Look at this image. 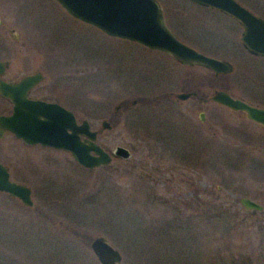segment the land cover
Returning a JSON list of instances; mask_svg holds the SVG:
<instances>
[{
	"label": "rangeland",
	"instance_id": "rangeland-1",
	"mask_svg": "<svg viewBox=\"0 0 264 264\" xmlns=\"http://www.w3.org/2000/svg\"><path fill=\"white\" fill-rule=\"evenodd\" d=\"M156 1L184 44L232 64L217 79L201 67L188 69L189 87L205 97L222 88L264 105V59L239 49L236 26L188 0ZM235 1L264 19V0ZM0 21V40L8 45L1 56L11 48L21 50L16 56L53 50L82 58L80 67L88 69H81L80 90L70 94L82 100L81 117L88 116L92 129H100L116 104L162 92L151 89L148 78L159 73L143 47L70 18L54 0H0ZM204 105L198 109L190 97L120 110L96 142L107 151L123 146L131 156L113 157L102 168L83 169L64 151L23 149L26 169L17 160L12 166L26 170L34 205L0 194V264H99L89 247L95 236L119 251V264H204L198 251L200 245L208 250L210 238L214 245L226 242L236 264L245 257L264 264L263 134L236 113ZM242 197L262 209L243 208Z\"/></svg>",
	"mask_w": 264,
	"mask_h": 264
},
{
	"label": "water",
	"instance_id": "water-1",
	"mask_svg": "<svg viewBox=\"0 0 264 264\" xmlns=\"http://www.w3.org/2000/svg\"><path fill=\"white\" fill-rule=\"evenodd\" d=\"M71 18L90 25L109 37L127 40L150 50L163 52L178 63L201 66L214 74H228L232 65L198 52L178 40L165 23L164 14L156 0H54ZM203 7L214 8L238 20L242 31L240 41L251 54L264 56V20L252 14L235 0H188ZM2 64L0 63V66ZM38 78L29 76L24 81L33 84ZM23 81V82H24ZM191 93L177 94L184 100ZM194 94V93H193ZM210 100L231 110H241L245 117L264 128V108L249 106L232 98L223 90H214ZM33 117L23 119L14 108L12 115L0 117V125L27 144H40L66 151L82 168L92 170L106 166L113 157L128 159L130 151L120 145L110 151L96 142V132L88 122L79 124L71 112L53 103L30 101ZM201 119V117H200ZM102 129H109L107 121H101ZM83 136V139L80 138ZM0 192L17 198L25 207L33 202L28 187L9 179L6 167L0 163ZM239 204L247 210L260 211L262 206L242 197ZM90 251L99 264H119L121 255L103 236H95L89 244Z\"/></svg>",
	"mask_w": 264,
	"mask_h": 264
},
{
	"label": "flooded vegetation",
	"instance_id": "flooded-vegetation-1",
	"mask_svg": "<svg viewBox=\"0 0 264 264\" xmlns=\"http://www.w3.org/2000/svg\"><path fill=\"white\" fill-rule=\"evenodd\" d=\"M191 4L194 5L195 7H199L204 10H209L213 13H216L217 15H221L222 19L225 18L226 21L228 20L230 23H232V25L236 26L239 29V46H240L239 49L242 50L246 55L251 56L255 59H264V56L251 54L245 47H243L240 41V34L242 31V27L238 20L214 8L198 6L193 3ZM161 8L164 14L163 7ZM221 21L225 22L224 20H221ZM165 23L167 25L166 20H165ZM0 25H1V21H0ZM168 28L178 40L183 42L177 36V32L174 28L173 29H171L170 27ZM6 30L9 31V33H12V29H6ZM10 36L14 41H17L19 37L17 34H13V33L10 34ZM131 43H134L138 46L143 47L145 52L151 58L150 60L152 61V64L155 65L159 73V76L152 74L148 78V80L150 82H153L154 84L153 88L151 89L155 88L159 90V92L160 91L162 92L152 95L150 98L131 99L130 101H127V102L124 101L122 103L116 104L112 109V114L110 115L108 119H106V121L108 122L110 126L109 129H102L101 125H100L99 130L92 129L87 119L88 116L85 114L86 118L81 117L82 114H80L81 113L80 106L83 102L80 98L78 99L77 97H71L70 90L74 87H77L80 90L81 76L83 73L81 69L87 70L88 68L80 67L79 62L80 60H82L80 56H74V57L66 56L65 51L63 52V51H53V50H40V51L34 50V51H31L29 55H23L21 53V55L16 56V53L21 52V50L20 49L13 50L10 48L9 49L11 51L10 54L5 55L4 57V56H1L2 51L0 49V63L2 64L0 66V117H8L12 115L14 112V108H15L19 112V116L27 120L33 117V114H34L33 109L31 108V105L29 104L30 101H41L45 103H53L71 112L77 124H79L82 120H86L88 122L89 129L91 131L96 132V138H97L98 134L102 130L109 131L112 129L113 125H115V122H116L115 120H117L118 118L116 116L120 110L129 109L135 106L137 103H144L148 106H152L154 104L171 103L174 101L175 102L176 101H186L190 97H193L196 99V105L198 109H202V104L204 105V103L206 102H211L213 104H216L218 106L225 108L226 110H229L230 112L236 113L237 116H240L244 121L248 122L249 124L250 123L254 124L256 127H258L261 133L263 134L262 139H264L263 126L252 120L247 119L243 111L231 110L227 107H224L216 102L211 101L209 97H205L202 94H199L198 92L193 90L191 87H189L190 85L189 82L192 81L193 76L192 74L189 73L188 69H191L193 67H201V66H198V65L185 66V65L178 63L172 57H170L169 55L163 52L150 50L135 42H131ZM4 46L8 47L6 43L4 42L2 43V41L0 40V48H5ZM193 49L196 50L195 48ZM207 56L214 57L212 55H207ZM214 58L219 59L217 57H214ZM220 60L227 61L226 59H220ZM237 67H239L238 64H237ZM93 69L95 70V67H93ZM209 72L214 79L222 77V75L223 76L226 75V74H221V73L214 74L211 71ZM35 75L38 78H36L37 81L33 82V84H29V82L24 81L27 77L35 76ZM66 81H67V86L65 87ZM178 83L186 85V87L183 88L185 90L182 89L180 91H174L172 88L175 87ZM222 85L223 84H221V86ZM170 88L171 90H168ZM165 90H168V91H165ZM217 90H223L227 92L226 90L222 88L221 89L219 88ZM180 93H183V94L191 93V94L188 98L181 100L177 98V94H180ZM228 95L232 98H235L237 100H240L246 103L249 106L264 108V105H258L257 102H254L246 98L245 96H242L241 94H237V97L232 96L230 93H228ZM87 99L88 98L85 97V100ZM198 117L199 119L201 117L200 119L201 121L203 120V111H200L198 113ZM100 124H101V121H100ZM238 135H242V131H239V127H237V137ZM245 137L248 138L249 135ZM80 138L83 139V136H80ZM252 138L253 140L255 139V137L253 136L249 137V139H252ZM35 146L54 149L48 146H42L40 144H27L21 138L15 136L13 132L8 130L4 126L0 125V163L6 167L8 175H9V179L11 181L17 184L24 185L29 188L30 196H31L32 191L30 187L26 184L27 179H28L26 170L25 171L22 170L21 168H19L17 164L22 165L24 167L25 162H27V158L26 156L24 157L21 154V152L23 151V149H27V148H31ZM54 150H58V149H54ZM59 151H64V150H59ZM27 156L29 157L28 154ZM14 160L21 161L20 163H17L16 165H14L16 166V168L12 166V164L15 162ZM11 168H13L12 171H11ZM12 172H18L19 177H17V179L13 178L11 176ZM0 194H3L4 196L14 201L19 202L22 205V203L17 198L11 197L4 192H0ZM32 207H25V208H32Z\"/></svg>",
	"mask_w": 264,
	"mask_h": 264
},
{
	"label": "trees",
	"instance_id": "trees-1",
	"mask_svg": "<svg viewBox=\"0 0 264 264\" xmlns=\"http://www.w3.org/2000/svg\"><path fill=\"white\" fill-rule=\"evenodd\" d=\"M134 218H132V219H134ZM225 221H227L226 216L222 218V222H225ZM223 230L226 231V229H223ZM194 240H195L194 244L197 245L196 238H194ZM191 241H193V239H191ZM212 241H217V240L215 238H210L211 243L208 246V250L202 249V245H200L201 247L198 251L199 260L203 259L204 264H236L233 251H230L228 253L226 252V251H228V244L226 242H225V244L223 243L224 245L223 244H216V243H215L216 245H214ZM179 251L184 252L185 248L183 251V247H180ZM179 251H178V248H176L177 256H179V254H180ZM189 254H191V255L193 254L192 250L191 251L189 250ZM227 260H229V261L226 262ZM241 262H243V264H249V261L247 260L246 257L243 258Z\"/></svg>",
	"mask_w": 264,
	"mask_h": 264
}]
</instances>
